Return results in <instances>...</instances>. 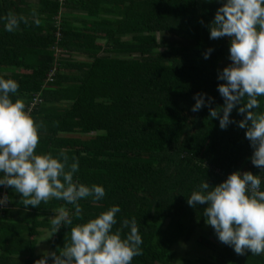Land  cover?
<instances>
[{"label": "trees", "instance_id": "16d2710c", "mask_svg": "<svg viewBox=\"0 0 264 264\" xmlns=\"http://www.w3.org/2000/svg\"><path fill=\"white\" fill-rule=\"evenodd\" d=\"M221 6L216 0H0V78L18 83L10 96L26 111L35 96L43 99L30 112L44 124L37 154L55 157L65 149L69 163L79 160L74 181L106 193L96 202L82 199L79 219L72 205L55 199L26 210L20 194L0 186V198H9L0 208V264L43 258L36 250L43 231L51 232L54 209L65 207L73 220L54 234L50 252L59 254L71 227L116 205L121 211L113 231L135 217L143 239V254L132 264H173L172 248L206 224L208 205L187 203L201 182L214 187L234 172L250 171L261 175L264 190L246 129L233 123L222 130L219 118H210L207 98H214L211 108L224 105L218 75L232 63L230 38L210 39ZM9 12L29 23L7 32L2 18ZM54 63L55 81L47 83ZM197 93L207 94L206 104L192 112ZM258 99L255 111L264 112V97ZM240 106L230 119H244ZM204 235L200 240L213 255L193 264H264V255L239 256L215 233V241Z\"/></svg>", "mask_w": 264, "mask_h": 264}, {"label": "clouds", "instance_id": "9594fccd", "mask_svg": "<svg viewBox=\"0 0 264 264\" xmlns=\"http://www.w3.org/2000/svg\"><path fill=\"white\" fill-rule=\"evenodd\" d=\"M207 2V0H204ZM221 3L209 25L210 39L230 38L229 59L232 62L218 75L224 81L218 92L224 99L222 107L211 108L214 98L208 97L210 118H219V126L226 130L230 124L246 129L253 154L251 163L264 173V112L259 97H264V0H216ZM32 16L37 17L36 10ZM9 33L19 29L21 22L29 23L28 17L9 12L2 18ZM34 23L39 26L40 20ZM203 23V21H201ZM213 49H208V59ZM19 85L12 79L0 78V186L11 187L21 195L20 204L27 210L50 200H60L75 209V216L83 219L82 199L91 197L93 202L106 195L102 186L84 185L74 181L79 171V160L69 157L65 149L57 156L51 152L37 154L40 130L43 122L37 123L22 100L13 102L10 94L18 92ZM207 94L197 93L192 112L200 111L206 104ZM238 105V114L244 119H230ZM222 112V116H221ZM9 203V198H0V208ZM189 206L207 204L203 215L218 240L243 256L251 252L264 255V190L261 175L252 172H234L216 186L201 182L198 190L187 199ZM49 218L52 236L62 226L72 225L69 211L61 206L53 210ZM121 208L111 206L96 218L71 227L70 241L56 252H45L35 264H132L134 257L143 254V239L136 218L124 219L120 229L113 231L116 216ZM130 229L126 238L122 230ZM51 236V237H52Z\"/></svg>", "mask_w": 264, "mask_h": 264}, {"label": "rangeland", "instance_id": "374dc122", "mask_svg": "<svg viewBox=\"0 0 264 264\" xmlns=\"http://www.w3.org/2000/svg\"><path fill=\"white\" fill-rule=\"evenodd\" d=\"M204 233L207 239L215 241V231L205 224L202 228L196 230L189 241H180L172 248L169 261L173 264H193L199 258H211L213 255L212 251L203 245L200 240L201 235ZM51 236L52 233L50 231H43L36 250L37 256H43L45 252H50V245L54 235Z\"/></svg>", "mask_w": 264, "mask_h": 264}, {"label": "built area", "instance_id": "2783aa9c", "mask_svg": "<svg viewBox=\"0 0 264 264\" xmlns=\"http://www.w3.org/2000/svg\"><path fill=\"white\" fill-rule=\"evenodd\" d=\"M56 51H57L58 53L60 52V50H58L57 48H56ZM57 67H58L57 63H54L53 66H52V68L50 69V71H49V73H48V80H49L50 82H52V81L54 80L55 74H56V72H57ZM40 101H41V100H40L39 97L34 98L33 105H34V104H37V103L40 102ZM4 196H6V195H4Z\"/></svg>", "mask_w": 264, "mask_h": 264}, {"label": "bare ground", "instance_id": "6f19581e", "mask_svg": "<svg viewBox=\"0 0 264 264\" xmlns=\"http://www.w3.org/2000/svg\"><path fill=\"white\" fill-rule=\"evenodd\" d=\"M56 73H57V72H56ZM55 76H56V74H55ZM54 81H55V77H54V80H53L52 82H50V81L48 80V78H47V83H53ZM36 97H39L41 101L38 102L37 104H34V105H33V102H34V99H33L32 102H31V107H30V109H29L30 112H32L33 109H35L36 107H38L39 105H41V104L43 103V99H42L41 95H37V96H35V98H36Z\"/></svg>", "mask_w": 264, "mask_h": 264}]
</instances>
